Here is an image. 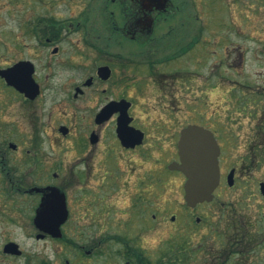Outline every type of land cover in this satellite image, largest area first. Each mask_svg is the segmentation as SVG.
I'll list each match as a JSON object with an SVG mask.
<instances>
[{"label":"flooded vegetation","instance_id":"flooded-vegetation-1","mask_svg":"<svg viewBox=\"0 0 264 264\" xmlns=\"http://www.w3.org/2000/svg\"><path fill=\"white\" fill-rule=\"evenodd\" d=\"M202 1L209 14L205 23L199 20L202 8L198 0H168L163 9L144 7L141 0H97L92 4L94 10L99 9L101 22L97 27H86L84 20L77 23L84 30V45L74 48L75 55L62 49L64 27L52 15L28 16L23 27L0 34L2 220L21 227L26 221L24 225L34 229L32 236L38 241L74 244L79 249L73 258L76 261L70 257L67 264H100L106 256H120L123 264H152L147 253L128 237L112 232L96 238L85 231L76 240L69 231L72 223L100 227L102 212L114 211L119 196L126 202L123 210L131 211L143 227L149 223L151 174L144 163L150 161L151 145L159 146L174 130L157 122L153 127L158 134L153 135L150 125L134 113L136 101L129 90L146 80L147 87L153 82L155 94H161L163 110L177 123H182L183 103L193 108L191 120L180 124L172 135L175 158L166 163L167 172H181L169 165L180 160L179 143L185 127L202 126L219 146V184L213 199L204 202H220L222 209L228 208L230 219L222 223L208 219L206 241L214 234H225L230 243L239 245L240 252L262 246L264 80H248L241 72L246 40L262 43L253 21L264 9V0ZM187 59L207 61V73L184 66L182 61ZM70 68H87V72L73 82ZM140 70L143 76L138 75ZM189 88L191 93L177 95V90L182 93ZM165 99L169 103H164ZM120 101L127 108L120 106ZM123 114L129 121L121 129ZM222 190H238V195L221 200ZM186 204L192 209L199 205ZM55 209L64 219L61 236L39 227L53 225ZM192 213L196 214L195 210ZM176 218L171 215L173 221ZM195 221L201 224L204 217L196 215ZM0 227V256L23 255L19 242L8 238L7 230ZM186 229L177 235L181 237L178 250L173 247L162 253L153 264H176L194 250L189 241L182 240ZM113 239L124 248L115 253L103 251V243ZM8 243L18 244L21 252L6 250ZM202 246L200 242L195 252ZM229 248L232 252L234 246ZM34 264L54 261L43 257Z\"/></svg>","mask_w":264,"mask_h":264},{"label":"rangeland","instance_id":"rangeland-1","mask_svg":"<svg viewBox=\"0 0 264 264\" xmlns=\"http://www.w3.org/2000/svg\"><path fill=\"white\" fill-rule=\"evenodd\" d=\"M202 9H200V21L204 22L209 17L202 0H198ZM258 0H247V2ZM97 0H0V34H10L15 32L19 27L24 26L25 18L32 16V18L39 15H52L56 17L58 23L64 28L63 40L61 44L67 49L72 51L74 48H79L78 45L83 44L84 30L79 29L77 23L84 20L87 23L86 27L98 26L101 22V15L98 14V8L94 10L93 4ZM204 3V2H203ZM94 10V11H93ZM88 12V14L86 13ZM255 27L261 33L262 43L246 40V57L245 64L242 69L241 75L248 80H257L262 77L264 80V9L260 11L257 16H254ZM94 23V25H90ZM23 25V26H22ZM70 30V31H68ZM249 30H252L249 28ZM205 37L209 38L208 31H205ZM124 42V41H123ZM182 64L188 68H198L207 73V61L198 62L197 60L187 59L182 61ZM87 72V68L68 70V75L71 80L78 81V78ZM138 75L143 76V70L139 71ZM67 72L64 74L66 75ZM143 84H137L135 88L129 90V96H132L136 101L134 113L139 117L140 121L144 124L150 125L151 133L158 134L153 127L154 123L161 122L166 125L172 126L173 132L170 137L161 141V144L151 145V158L148 163H144L151 174L150 180V207L149 223L145 227L133 218L131 211L123 210L126 202L123 201V196L116 202L117 207L114 211L102 212V225L100 227H80L77 223H72L69 228L70 234L79 240L82 234L87 231L91 237H98L102 234L103 237L110 235L112 232L120 236L128 237L131 244L135 247L142 249L150 257L152 264L160 258L161 254L175 248L178 250V243L180 238L177 235L182 234L185 243L189 241L190 246L194 248L193 251L186 253V257L176 264H264V243L253 246L251 250L239 251V245L230 243V238L225 234H214L206 241V232H208L207 220L211 219L216 221H228L230 215L227 213L228 208H221V203H202L192 209L187 206L184 199V184L186 176L178 171L167 172L166 163L172 158H175V147L172 135L176 132L180 124H185L191 120L193 115L190 110L193 109L190 105L183 103V111L181 113L182 123H177L174 116H170L163 110V101L160 98L161 94H155L153 82L147 87L146 80H141ZM202 79H198V84L201 85ZM74 82V81H73ZM72 82V83H73ZM191 85V84H190ZM191 88L182 91L177 90V95L183 97L191 93ZM168 99V98H166ZM164 100V103H169V100ZM87 101V100H86ZM184 101V100H183ZM208 115L205 116L207 119ZM196 122H201L199 119ZM161 158L160 161L157 158ZM167 173H166V172ZM161 175V178L158 176ZM238 190L231 192L222 190L221 200L232 199L237 197ZM189 210H195L196 214L192 215L193 211L189 214ZM237 211V210H236ZM82 216L83 213L79 212ZM156 213V217L153 214ZM238 213V211H237ZM176 214V220L171 219V215ZM192 215V217H190ZM201 215L204 217L203 223H197L195 216ZM192 218V222H191ZM26 218L24 217V220ZM26 221H23L25 224ZM0 224L7 230L8 238L11 237L19 242L23 249V255L18 257H2L0 256V264H34L41 260V258H50L54 264H67L66 259L70 258L76 261V252L79 251L74 244L65 242L54 241H38L33 234V228L28 225L26 227L14 224L11 220H2L0 217ZM2 227H0V234ZM186 235V236H185ZM90 237L86 241L89 240ZM83 241V240H82ZM171 241L170 248L167 249V243ZM203 242L201 249L195 252V248L199 243ZM1 245V244H0ZM233 245L234 249L229 252V247ZM212 248V252L210 251ZM123 244L115 239L103 243V251L115 253L117 250H122ZM256 248V249H255ZM195 252V254H194ZM181 254V253H180ZM250 254V255H248ZM258 254V258H257ZM211 255V256H209ZM209 256V257H208ZM100 264H123L124 260L120 256H106L100 260Z\"/></svg>","mask_w":264,"mask_h":264},{"label":"water","instance_id":"water-1","mask_svg":"<svg viewBox=\"0 0 264 264\" xmlns=\"http://www.w3.org/2000/svg\"><path fill=\"white\" fill-rule=\"evenodd\" d=\"M144 7H157L163 9L167 6L168 0H141ZM149 26H152L150 23ZM119 104L122 101L118 102ZM116 102L107 106V112H111ZM127 108V105L121 104ZM129 118L123 114L119 119L121 129L126 128ZM180 161L172 162L169 167L184 172L187 179L185 182V199L190 206L200 202L210 201L214 197V190L219 184L220 173L218 164L219 146L213 138L212 133L199 125L191 124L182 130L179 143ZM42 210H45V206ZM56 215L52 220L53 225L41 224L39 227L49 231L54 236H61L60 225L63 218L55 209ZM52 223V222H50ZM6 250L20 253L21 249L16 243H8Z\"/></svg>","mask_w":264,"mask_h":264}]
</instances>
